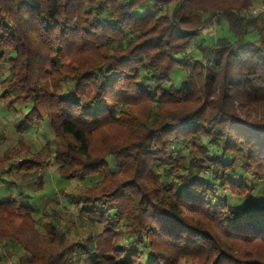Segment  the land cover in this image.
Instances as JSON below:
<instances>
[{
	"label": "trees",
	"instance_id": "16d2710c",
	"mask_svg": "<svg viewBox=\"0 0 264 264\" xmlns=\"http://www.w3.org/2000/svg\"><path fill=\"white\" fill-rule=\"evenodd\" d=\"M259 2L0 0V109L49 135L4 152L0 178L84 181L68 203L88 230L0 200V264H264Z\"/></svg>",
	"mask_w": 264,
	"mask_h": 264
},
{
	"label": "rangeland",
	"instance_id": "374dc122",
	"mask_svg": "<svg viewBox=\"0 0 264 264\" xmlns=\"http://www.w3.org/2000/svg\"><path fill=\"white\" fill-rule=\"evenodd\" d=\"M262 5L264 4L259 2L256 7L260 8ZM223 27H225L224 21L219 25L216 20H212L206 28L201 31L200 38H203L204 42L208 44L219 36L225 34L226 31H222ZM249 39H254V36H251ZM193 49L195 48L192 47V50ZM193 55L196 57L195 53ZM183 78V76L180 79L179 77H174L173 85L177 87ZM18 117L19 114H13L9 111H3L0 109V157L7 150H20L21 147L19 142L21 141L26 144L32 142L35 149H38L44 142L46 136H49L44 126H42L43 128L38 127V129L28 131L15 129L14 123L17 121ZM33 150L34 149L31 148V151ZM20 151L23 153L25 152V149H21ZM54 169L55 166L52 163L48 168H46L45 175L42 179L43 186L35 192L30 190V187L26 188L18 183L16 174L12 173L3 176L0 178V200L13 199L19 203L33 206L37 210L34 215L36 219H38L43 210L50 212L53 209L60 216L59 226L63 230L67 231L69 237L73 240L83 239L87 236L88 230L82 226L75 217H72V215L75 214V209H73V207L68 203L70 201L68 194H73L76 190L83 188L85 186V182L81 180L62 182L57 177ZM61 189H63L67 195L62 196L59 192ZM38 225H40V231L43 232L41 223ZM7 249V251H9L12 255L9 263L16 261L21 255V251L12 245H8ZM185 263L186 262L182 261L180 264Z\"/></svg>",
	"mask_w": 264,
	"mask_h": 264
},
{
	"label": "built area",
	"instance_id": "2783aa9c",
	"mask_svg": "<svg viewBox=\"0 0 264 264\" xmlns=\"http://www.w3.org/2000/svg\"><path fill=\"white\" fill-rule=\"evenodd\" d=\"M260 10H262V11H264V5H262L260 8H258V9H252V13H256L257 11H260Z\"/></svg>",
	"mask_w": 264,
	"mask_h": 264
}]
</instances>
